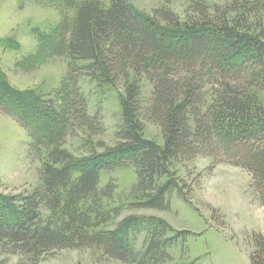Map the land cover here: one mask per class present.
Masks as SVG:
<instances>
[{
  "label": "trees",
  "instance_id": "trees-1",
  "mask_svg": "<svg viewBox=\"0 0 264 264\" xmlns=\"http://www.w3.org/2000/svg\"><path fill=\"white\" fill-rule=\"evenodd\" d=\"M67 1L75 15L64 20L54 48L73 65L67 109L44 112L11 101L30 113L48 158L41 186L0 203V245L34 264L58 250L88 246L125 263L170 261L172 246L198 235L156 215L111 223L121 209L105 206L115 186L102 188L100 179L119 166L135 169L134 208L167 210L175 191L186 198L175 164L197 157L247 170L264 206V102L258 95L264 89V0L225 6L201 0L184 21L164 7L142 15L130 0ZM84 74L100 84H123V122L114 146L101 143V151L76 157L63 146L70 118L99 130L76 86ZM143 78L152 84L148 102ZM149 119L161 126L163 144L145 137ZM134 233L145 234L143 248L134 247ZM253 244L250 264H264V234L255 233Z\"/></svg>",
  "mask_w": 264,
  "mask_h": 264
},
{
  "label": "rangeland",
  "instance_id": "rangeland-1",
  "mask_svg": "<svg viewBox=\"0 0 264 264\" xmlns=\"http://www.w3.org/2000/svg\"><path fill=\"white\" fill-rule=\"evenodd\" d=\"M130 1L142 15L151 16L164 7L184 21L192 13V5L201 0ZM203 1L209 6H225L234 0ZM74 15L75 8L67 0H0V203L6 196L32 191L42 184L41 170L48 158V147L40 141L30 113L11 101L21 99L28 107L44 112H66L73 65L66 54L59 55L54 48L64 20ZM76 86L87 101L88 113L97 117L99 130L93 132L80 126L70 116L63 146L76 157H86L101 151V143L114 146L118 142L124 87L121 83L100 84L85 74L79 76ZM142 93L148 102L152 84L146 78L142 80ZM258 95L264 102V89ZM144 135L159 144L164 142L161 126L151 119L145 122ZM175 169L185 185L186 198L175 191L167 210L131 206V190L137 181L133 167L119 166L102 172L100 187L109 182L115 186L105 206L121 209L111 223L132 214L156 215L178 230L198 235L172 246V259L163 264H250L253 235L264 234V206L251 174L212 157L180 160ZM132 238L135 248H143L145 234L134 233ZM0 264L34 263L21 252L0 245ZM39 264L135 263L109 258L97 247L88 246L55 251L42 257Z\"/></svg>",
  "mask_w": 264,
  "mask_h": 264
}]
</instances>
